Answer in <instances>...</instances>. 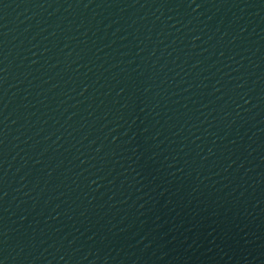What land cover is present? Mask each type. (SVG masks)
I'll list each match as a JSON object with an SVG mask.
<instances>
[{"label": "water", "instance_id": "1", "mask_svg": "<svg viewBox=\"0 0 264 264\" xmlns=\"http://www.w3.org/2000/svg\"><path fill=\"white\" fill-rule=\"evenodd\" d=\"M0 264H264V0H0Z\"/></svg>", "mask_w": 264, "mask_h": 264}]
</instances>
